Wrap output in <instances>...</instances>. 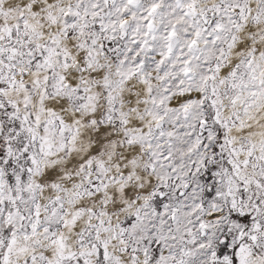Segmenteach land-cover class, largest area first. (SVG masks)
I'll list each match as a JSON object with an SVG mask.
<instances>
[{
    "label": "snow or ice",
    "instance_id": "snow-or-ice-1",
    "mask_svg": "<svg viewBox=\"0 0 264 264\" xmlns=\"http://www.w3.org/2000/svg\"><path fill=\"white\" fill-rule=\"evenodd\" d=\"M0 264H264V0H0Z\"/></svg>",
    "mask_w": 264,
    "mask_h": 264
}]
</instances>
